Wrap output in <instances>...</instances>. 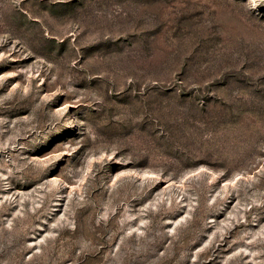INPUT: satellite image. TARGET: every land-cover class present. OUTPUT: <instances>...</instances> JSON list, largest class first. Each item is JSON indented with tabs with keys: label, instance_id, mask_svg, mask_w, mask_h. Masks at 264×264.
Here are the masks:
<instances>
[{
	"label": "rangeland",
	"instance_id": "rangeland-1",
	"mask_svg": "<svg viewBox=\"0 0 264 264\" xmlns=\"http://www.w3.org/2000/svg\"><path fill=\"white\" fill-rule=\"evenodd\" d=\"M0 264H264V0H0Z\"/></svg>",
	"mask_w": 264,
	"mask_h": 264
}]
</instances>
